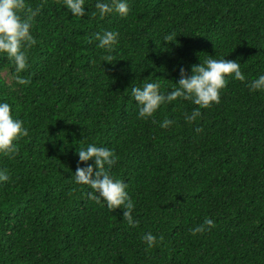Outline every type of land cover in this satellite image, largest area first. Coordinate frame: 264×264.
<instances>
[{"label": "trees", "instance_id": "16d2710c", "mask_svg": "<svg viewBox=\"0 0 264 264\" xmlns=\"http://www.w3.org/2000/svg\"><path fill=\"white\" fill-rule=\"evenodd\" d=\"M26 3L42 4L26 84L0 55V98L29 129L14 156L0 155V264H264V90L246 86L264 71V0H128L126 16L103 17ZM105 28L119 33L111 62L95 47ZM167 32L174 42H161ZM207 55L239 60L245 81L229 75L191 123L189 100L136 116L132 84L167 87ZM164 116L173 123L161 128ZM89 142L115 150L110 171L127 184L136 225L73 183L75 148ZM205 216L213 226L190 232ZM145 231L160 238L151 248Z\"/></svg>", "mask_w": 264, "mask_h": 264}, {"label": "clouds", "instance_id": "9594fccd", "mask_svg": "<svg viewBox=\"0 0 264 264\" xmlns=\"http://www.w3.org/2000/svg\"><path fill=\"white\" fill-rule=\"evenodd\" d=\"M66 9L73 16L84 14L103 17L108 13L120 16L128 14V0H94V10L86 11L85 0H63ZM42 4L35 6L26 3V0H0V55L7 58L11 65L9 79L15 84L24 85L27 77L20 75L28 63V50L35 43L32 34L33 18L40 12ZM95 47L101 49L100 58L103 61H113L111 55L118 43L119 33L115 29H101L94 33ZM176 34L167 32L161 37V42L175 41ZM161 48L165 45L162 44ZM225 55L216 57L207 55L199 63L190 65L186 73L184 67H179V78L175 83L164 87L159 80L141 79L139 84H132L128 93L135 101L136 116L141 119H153V114L161 106L178 101L189 100L196 107L183 112V119L189 123L200 115L201 108L210 107L218 103L220 89L225 86L226 78L245 81V74L241 71L239 60L225 59ZM171 82L172 80H168ZM7 84V80H5ZM15 85H8L9 88ZM249 91L264 90V71L259 72L254 79L246 82ZM170 89V90H169ZM173 120L164 116L159 126L165 128ZM29 129L18 116H14L11 105L7 99L0 98V155L14 156L18 151L16 141L28 133ZM78 161L71 179L76 185H85L88 190L83 193L91 201L104 204L109 210L118 206L122 209V219L129 226L138 221L132 214L133 200L127 191V184L113 175L111 166L117 160V154L111 147L89 142L84 146L75 148ZM91 160L89 163L88 161ZM80 162H84L82 165ZM9 172L0 167V182L8 181ZM213 219L205 216L200 224L192 226V233L207 231L213 226ZM141 240L151 248L154 242L160 239L151 231H145Z\"/></svg>", "mask_w": 264, "mask_h": 264}]
</instances>
